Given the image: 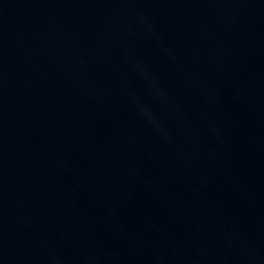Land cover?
<instances>
[{"label":"water","instance_id":"95a60500","mask_svg":"<svg viewBox=\"0 0 264 264\" xmlns=\"http://www.w3.org/2000/svg\"><path fill=\"white\" fill-rule=\"evenodd\" d=\"M0 264H264V0H0Z\"/></svg>","mask_w":264,"mask_h":264}]
</instances>
